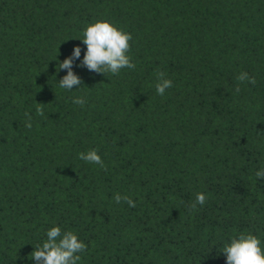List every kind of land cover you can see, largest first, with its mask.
<instances>
[{"label": "trees", "instance_id": "obj_1", "mask_svg": "<svg viewBox=\"0 0 264 264\" xmlns=\"http://www.w3.org/2000/svg\"><path fill=\"white\" fill-rule=\"evenodd\" d=\"M103 20L133 36L135 69L79 66ZM92 149L106 170L78 158ZM262 168L264 0H0V264H36L57 226L88 246L79 264H226L232 236L264 242Z\"/></svg>", "mask_w": 264, "mask_h": 264}, {"label": "clouds", "instance_id": "obj_2", "mask_svg": "<svg viewBox=\"0 0 264 264\" xmlns=\"http://www.w3.org/2000/svg\"><path fill=\"white\" fill-rule=\"evenodd\" d=\"M82 43L86 46L83 60L80 67L87 68L90 72L97 74L111 73L119 75L121 70L135 69L136 64L129 55L132 49L133 36L108 20L97 21L90 24L82 33ZM81 48L75 47L70 57L65 59L57 66L58 72L67 70L65 75L59 81V87L72 91L74 87H80L83 84L82 79L73 71L75 61L81 57ZM157 83L155 85L158 95L163 96L165 91L173 86L170 79L165 78L163 72H157ZM240 83L247 81L255 85L257 83L255 77H250L247 72H241L236 78ZM235 91L239 93L240 87L237 85ZM73 103L83 106L85 100L83 97L73 99ZM37 115H44V104L37 103ZM28 117L26 127L31 129V116ZM80 160L90 164L100 165L105 168L104 161L98 154V150L92 149L87 153H80ZM259 180H264V168L256 172ZM117 204L124 202L129 207H136L135 201L131 197L121 196L117 193L114 196ZM207 202L204 193H197L195 202L191 204V209L195 210L197 205L203 206ZM46 240L42 245H37L30 254L31 260L36 264H79L82 260V254L87 252L88 246L79 239L78 235L69 230L62 231L60 227H52L46 233ZM226 257V264H264V242L256 235L251 233H240L231 237L229 242L223 246L222 252Z\"/></svg>", "mask_w": 264, "mask_h": 264}]
</instances>
